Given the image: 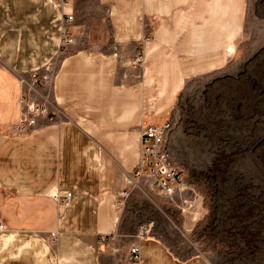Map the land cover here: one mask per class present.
<instances>
[{
	"label": "crops",
	"instance_id": "1",
	"mask_svg": "<svg viewBox=\"0 0 264 264\" xmlns=\"http://www.w3.org/2000/svg\"><path fill=\"white\" fill-rule=\"evenodd\" d=\"M248 0H0V264H212L148 233L126 238L141 130L187 81L226 63ZM74 42L61 50L64 13ZM144 43L146 60L131 59ZM56 60L49 84L32 72ZM55 119L16 131L22 98ZM57 189L72 198L60 203ZM128 191L124 203L120 195Z\"/></svg>",
	"mask_w": 264,
	"mask_h": 264
},
{
	"label": "rangeland",
	"instance_id": "2",
	"mask_svg": "<svg viewBox=\"0 0 264 264\" xmlns=\"http://www.w3.org/2000/svg\"><path fill=\"white\" fill-rule=\"evenodd\" d=\"M233 53L177 95L166 146L183 184L166 195L139 179L124 203L126 238L148 225L180 257L264 264V0H248Z\"/></svg>",
	"mask_w": 264,
	"mask_h": 264
},
{
	"label": "built area",
	"instance_id": "3",
	"mask_svg": "<svg viewBox=\"0 0 264 264\" xmlns=\"http://www.w3.org/2000/svg\"><path fill=\"white\" fill-rule=\"evenodd\" d=\"M71 0H56L59 6L64 7ZM63 31L61 37V50L65 49L69 44L74 42L69 24L65 21L74 19L73 13H64ZM151 36L147 35L142 39L141 47L137 50L131 62L137 66H143L146 60V52L144 43L150 40ZM56 60L48 62L42 69H37L32 72V78L35 82L49 84L52 82L56 74ZM22 108L19 115L13 120L12 124L16 131L24 132L33 128L37 123V117L47 116L53 120L56 113H53L47 106L39 105L30 99L22 98ZM171 129L170 120L164 121L161 124H148L142 127L141 130V158L138 169L134 173L137 183L141 178H148L156 188L166 194L172 195L180 188L184 181V171L179 168L168 149L167 139ZM53 195L60 203H68L72 198L70 190L57 189ZM128 191H123L120 195L121 204L124 203V198L127 197ZM0 227L2 224L0 223ZM151 227L143 225L139 237L150 233ZM135 262L138 264V256L140 253V245L135 244L131 248Z\"/></svg>",
	"mask_w": 264,
	"mask_h": 264
}]
</instances>
